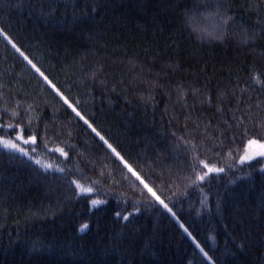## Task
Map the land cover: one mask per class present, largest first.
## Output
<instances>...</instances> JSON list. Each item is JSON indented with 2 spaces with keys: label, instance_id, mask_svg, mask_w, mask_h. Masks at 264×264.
Segmentation results:
<instances>
[{
  "label": "trees",
  "instance_id": "16d2710c",
  "mask_svg": "<svg viewBox=\"0 0 264 264\" xmlns=\"http://www.w3.org/2000/svg\"><path fill=\"white\" fill-rule=\"evenodd\" d=\"M253 139L264 0H0V264H264Z\"/></svg>",
  "mask_w": 264,
  "mask_h": 264
},
{
  "label": "snow or ice",
  "instance_id": "6c2138e0",
  "mask_svg": "<svg viewBox=\"0 0 264 264\" xmlns=\"http://www.w3.org/2000/svg\"><path fill=\"white\" fill-rule=\"evenodd\" d=\"M13 47H15V45H13ZM17 50L19 51V49H17ZM25 59H27V57H25ZM29 63H31L30 60H29ZM33 67H35V65H33ZM37 71H39V69H37ZM41 75H43V73H41ZM45 79H47V78L45 77ZM74 110H75V109H74ZM77 115L79 116L80 113L77 112ZM93 131H95V129H93ZM97 134L99 135V133H97ZM19 138L22 139L23 137H19ZM101 139H103V137H101ZM35 140H36V137H35V136H30L28 139L24 140V143H25V144H27V143H29V142L34 143ZM248 143H249L250 145H252V144H258L259 142H258L257 140H255V139H253V140H249ZM5 146H6V147H11V148L17 149L18 151H20V152H22V153H24V154H27L23 148H18L17 144H15V143L7 142V143L5 144ZM108 146H109V148L112 147L110 144H109ZM259 147H260L261 149H264V144H259ZM58 151H60V152H61L63 155H65V156L67 155V153H66V152H63L62 149H58ZM113 151H115V149H113ZM117 155H119V153H117ZM257 155H259V156H264V151H261V152L257 153ZM251 159H253L252 156H247V155H246L245 157L242 158L241 162L243 163V162H246V161L251 160ZM37 163H39V161H37ZM206 166H207V165H206ZM49 167H51V165H49ZM223 170H224V169H222V168H208V172H213V171H216V172H222ZM61 171H62V169H61ZM207 174H208V173H205V175H207ZM199 179L202 180V179H204V177L201 176V177H199ZM145 186L147 187V185H145ZM77 187H79V188L81 189V192H82V193H89V192H92V191H93V189H92L91 187L84 188V187L81 186L80 184H77ZM149 191H151V189H149ZM153 195H155V193H153ZM157 199H159V197H157ZM99 203H102V202H101V201H97V200H94V201H93V204H99ZM161 203H163V201H161ZM165 207H167V205H165ZM169 211H170V209H169ZM125 219H127V217H125ZM86 227H87V225L82 226V230H83V228H86Z\"/></svg>",
  "mask_w": 264,
  "mask_h": 264
},
{
  "label": "rangeland",
  "instance_id": "374dc122",
  "mask_svg": "<svg viewBox=\"0 0 264 264\" xmlns=\"http://www.w3.org/2000/svg\"><path fill=\"white\" fill-rule=\"evenodd\" d=\"M261 151H264V149H261L258 144L251 145V146L249 145L248 149L245 152V156L247 155V156L254 157L257 155V153H259Z\"/></svg>",
  "mask_w": 264,
  "mask_h": 264
}]
</instances>
